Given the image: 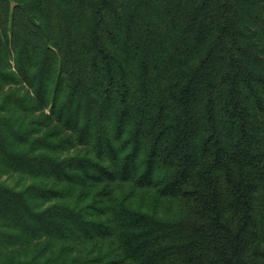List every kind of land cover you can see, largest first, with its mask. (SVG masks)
<instances>
[{"label":"trees","instance_id":"1","mask_svg":"<svg viewBox=\"0 0 264 264\" xmlns=\"http://www.w3.org/2000/svg\"><path fill=\"white\" fill-rule=\"evenodd\" d=\"M0 264H264V0H0Z\"/></svg>","mask_w":264,"mask_h":264}]
</instances>
